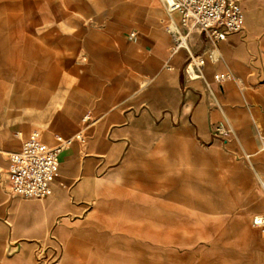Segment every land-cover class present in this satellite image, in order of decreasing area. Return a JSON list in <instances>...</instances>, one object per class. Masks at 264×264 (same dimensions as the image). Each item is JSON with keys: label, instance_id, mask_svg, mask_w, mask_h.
I'll list each match as a JSON object with an SVG mask.
<instances>
[{"label": "rangeland", "instance_id": "374dc122", "mask_svg": "<svg viewBox=\"0 0 264 264\" xmlns=\"http://www.w3.org/2000/svg\"><path fill=\"white\" fill-rule=\"evenodd\" d=\"M153 2L0 0V180L8 153L58 117L50 104L52 82L61 87L62 101L70 85L82 92L95 80L107 85L109 70L120 66L114 45L101 35L104 20L118 8ZM250 2L254 15L263 17L264 0ZM11 95L19 104L8 101ZM8 107L13 115L5 118ZM247 154L262 167L244 161L214 178L194 177L158 141L151 152L130 153L116 172L96 181L93 199L80 193L12 200L0 187V264H264V242L251 226L254 216H264L254 205L257 191L264 197L256 178L264 179V155L259 143ZM37 209L53 213L44 237L2 236L10 213ZM88 227L90 236L79 238L68 260L64 239ZM24 247L30 258L16 259Z\"/></svg>", "mask_w": 264, "mask_h": 264}, {"label": "crops", "instance_id": "0c3cea01", "mask_svg": "<svg viewBox=\"0 0 264 264\" xmlns=\"http://www.w3.org/2000/svg\"><path fill=\"white\" fill-rule=\"evenodd\" d=\"M157 1L118 8L101 24V35L114 45L120 60L114 72L109 70L107 85L98 86L91 80L92 86L86 84L83 92L70 85L60 101L61 87L52 82L50 104L57 106L58 117L38 132L39 139L52 145L56 135L70 138L81 131L84 143L74 142L59 155V173L50 196L81 193L85 200L93 199L99 191L96 181L116 172L130 153L151 152L158 141L166 151L177 153L194 177L214 178L228 166L243 165L244 161L252 169L262 167V162L251 161L253 156L247 152L258 146L261 131L257 122L264 125V16L254 15L253 1L243 0L240 31L228 34L216 47L203 34L192 31L186 40L187 50L173 51L171 36L163 25L169 20ZM170 23L184 31L177 15ZM187 51L204 59L201 79L190 81L184 75ZM225 71L231 72L233 79L215 83L213 75ZM14 98L19 104L16 96L11 95L8 101ZM11 115V107L4 110L5 118ZM23 115L26 112L20 113ZM217 127L229 134L221 137ZM256 178L264 183L260 176ZM0 187L8 199L22 200L7 194L4 176ZM127 199L137 198L130 195ZM254 205L264 210V197L258 191ZM21 212L10 213L8 227L1 228L2 236L6 239L11 232L13 240L44 237L52 211ZM57 232L64 239V230ZM69 233L64 239L67 259L73 257L72 248L77 247L79 238L90 236L89 227ZM3 245L0 242L1 254ZM15 257L29 259L30 248L24 247Z\"/></svg>", "mask_w": 264, "mask_h": 264}, {"label": "built area", "instance_id": "2783aa9c", "mask_svg": "<svg viewBox=\"0 0 264 264\" xmlns=\"http://www.w3.org/2000/svg\"><path fill=\"white\" fill-rule=\"evenodd\" d=\"M169 22L161 23L171 36L172 50L186 48V40L192 31L203 34L213 46L226 39L228 34L243 28L244 15L241 8L243 0H159ZM178 16L181 32L170 20ZM216 59V53H214ZM204 59L187 51L183 68L184 75L190 81L203 77ZM231 72L225 71L213 75V81L222 84L232 80ZM216 133L226 137L229 130L216 128ZM260 151L264 155V132L258 133ZM74 142L84 143L81 131L73 137L54 136V144L43 143L38 133L30 134L19 148L7 155V165L3 171L7 194L22 200H41L52 194V184L59 173V155ZM249 160V156L245 155ZM261 185L260 179H258ZM252 226L257 230L260 240H264V216L252 218Z\"/></svg>", "mask_w": 264, "mask_h": 264}, {"label": "bare ground", "instance_id": "6f19581e", "mask_svg": "<svg viewBox=\"0 0 264 264\" xmlns=\"http://www.w3.org/2000/svg\"><path fill=\"white\" fill-rule=\"evenodd\" d=\"M261 187L264 190V183L263 182H261Z\"/></svg>", "mask_w": 264, "mask_h": 264}]
</instances>
